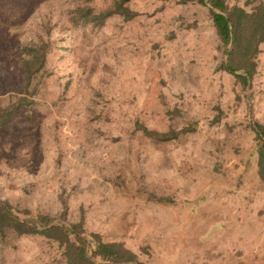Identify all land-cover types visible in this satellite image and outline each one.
Segmentation results:
<instances>
[{
  "label": "rangeland",
  "instance_id": "obj_1",
  "mask_svg": "<svg viewBox=\"0 0 264 264\" xmlns=\"http://www.w3.org/2000/svg\"><path fill=\"white\" fill-rule=\"evenodd\" d=\"M85 3L105 9L111 0H0L9 9L0 11L1 58L40 17L64 25L38 103L0 127V198L59 215L62 195L70 221L147 264H264V185L254 166L238 182L254 143L248 120L264 125V42L242 89L207 6L130 0L138 15L129 22L73 27L68 9ZM23 78L0 65V99L18 95ZM215 106L222 120L176 140L132 134L135 120L165 131L210 119ZM0 264L65 263L55 243L23 236L0 242Z\"/></svg>",
  "mask_w": 264,
  "mask_h": 264
},
{
  "label": "trees",
  "instance_id": "obj_2",
  "mask_svg": "<svg viewBox=\"0 0 264 264\" xmlns=\"http://www.w3.org/2000/svg\"><path fill=\"white\" fill-rule=\"evenodd\" d=\"M130 0H111L105 9H99L91 4H76L68 9V22L73 27L101 29L107 25V20L117 16L123 22L133 20L138 13L128 5ZM177 3L194 2L206 6V0H176ZM208 20L212 23L221 43L224 54L228 53L227 70L232 73L236 82L244 89L253 79L257 70V55L260 45L264 42V0H259L249 10L253 0H245L243 6L237 0H207ZM0 11L9 9L0 7ZM219 11V12H218ZM224 13L227 15L225 16ZM29 27V36L20 44H16L0 57V65L14 66L22 70L24 78L18 95H10L0 99V127L9 123L17 111L30 108L38 103V97L46 86L49 75L50 54L55 47L52 38L56 29L62 30L52 23L50 16L40 17ZM197 22L187 27H194ZM0 20V27L3 29ZM58 27V28H56ZM231 49L228 52V46ZM223 68V65H221ZM243 70L244 73H235ZM217 113L210 119H192L182 127H170L165 131L149 129L143 122H133L132 134L140 133L153 142H169L179 136L200 131L205 125H213L225 117L223 110L215 106ZM248 120V114L244 116ZM248 127L254 131V143L251 146L250 159L246 171L238 176L239 179L254 166L260 184L264 185V125L248 120ZM62 213L51 215L47 212H32L27 208H18L7 199L0 198V242L19 237H39L49 243H55L65 264H147L138 255L127 248L122 242L106 241L103 236L94 231H88L82 220L68 219L66 199L60 196ZM160 202H173L171 198L160 197Z\"/></svg>",
  "mask_w": 264,
  "mask_h": 264
},
{
  "label": "water",
  "instance_id": "obj_3",
  "mask_svg": "<svg viewBox=\"0 0 264 264\" xmlns=\"http://www.w3.org/2000/svg\"><path fill=\"white\" fill-rule=\"evenodd\" d=\"M207 7H210V5L208 4V2H207V0H206V4H205ZM219 12V11H218ZM224 15L225 16H227L225 13H224ZM230 49H231V43L229 44V46H228V52L230 51ZM227 60H228V53L226 54V56H225V59H224V67H225V69H227ZM235 73H239L238 71H236ZM240 74V73H239ZM247 87H248V85H247Z\"/></svg>",
  "mask_w": 264,
  "mask_h": 264
}]
</instances>
